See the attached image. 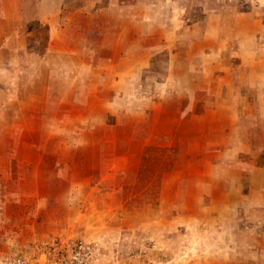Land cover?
I'll return each mask as SVG.
<instances>
[{
  "label": "rangeland",
  "instance_id": "374dc122",
  "mask_svg": "<svg viewBox=\"0 0 264 264\" xmlns=\"http://www.w3.org/2000/svg\"><path fill=\"white\" fill-rule=\"evenodd\" d=\"M111 3L0 0V264H264V0Z\"/></svg>",
  "mask_w": 264,
  "mask_h": 264
},
{
  "label": "crops",
  "instance_id": "0c3cea01",
  "mask_svg": "<svg viewBox=\"0 0 264 264\" xmlns=\"http://www.w3.org/2000/svg\"><path fill=\"white\" fill-rule=\"evenodd\" d=\"M116 1V2H114ZM126 0H112V7L110 8H115L114 10H117L116 8L119 9V11L123 12V11H126L127 8L125 4H123ZM102 9V8H101ZM100 9V10H101ZM104 9H109V8H104ZM103 10V9H102ZM123 15H127L125 18H130V15H128V13L124 14ZM187 24V23H186ZM185 23H181V27H182V31L181 32H185V31H188V30H191V32H194L195 30L193 29L194 27L192 26H188L186 25ZM205 31L207 32V38L209 36V32L210 31H214V26L212 23H208L207 24V27L205 28ZM198 42V41H197ZM132 43H134L132 41ZM131 43V44H132ZM194 44L196 42H193ZM200 43V42H199ZM202 43V42H201ZM128 47V46H127ZM145 47V46H143ZM144 58L143 59H140V60H134V62L137 64V66L133 67V69H127L125 70L122 75L126 74L129 78L132 77L134 80H136L139 75L143 72L144 73V70L145 68L148 67V65L151 64V53H150V50L148 49H144ZM175 61L171 60L169 62V67H168V72H167V76L165 78V82L163 83H159L162 84L161 88H160V96L164 97L166 95H168V91L171 92V90L169 88H171V86H173L174 83H176V85L180 84V82L182 83L181 85V88L183 89L184 91V88H185V85L184 83L187 82L185 77L182 78V76H179V69H178V64L176 65L175 67ZM174 67V68H173ZM190 75V73H189ZM226 78H228V76H225ZM127 78V80L129 79ZM180 78V80H179ZM264 76L259 74V82L261 81V85H260V89H259V118H264ZM122 80V77H120V80ZM263 80V81H262ZM188 83V82H187ZM206 84L209 83V80H206L205 81ZM227 92H224L225 89H223L221 92L223 93H226L227 94V98L223 99L221 101V103L218 105V106H215V102L213 100V97L211 95V92L212 94L215 96V95H218L219 93H216L215 91L211 90V92L209 90H206L205 89V93L203 94L204 98L203 100L201 101L200 99L198 98H194V101L192 102V108H193V112L194 114L197 116V117H200L201 116V120L202 118H204L206 121H204V124H207V125H212V128L214 129V122L216 121L214 116L215 114L218 113V116L220 114V119H221V112H224V110H226V114H227V117H228V121H227V124H226V127L229 128L230 130L232 128H236L237 126V129L240 128V124L237 122V119H238V109L235 108V102L232 101V96L235 97V98H238L239 95H241L235 88H232L230 89V85L229 87L227 88ZM181 89H176V92L179 94H181L183 91H180ZM204 90V89H203ZM202 90V91H203ZM207 94V95H206ZM210 97V99H209ZM241 102L242 104L244 105H247V109L248 111H250V107H251V103L247 102V97L243 96L241 98ZM225 103V107L224 109H222L223 107H220L222 104ZM202 104L203 106V110L205 114H202L200 115L199 113V106ZM154 106H163V101L161 100L160 104H158V102L156 104H153ZM229 105L230 106V110L227 111L226 109V106ZM236 105H238V103H236ZM197 112V113H196ZM237 112L235 115L234 113ZM242 123V122H241ZM264 123V122H263ZM217 125V123H215ZM238 124V125H237ZM243 125V123H242ZM216 127V126H215ZM224 127V128H226ZM197 140V139H196ZM205 141V140H204ZM202 141V142H204ZM199 142H201V139L199 140ZM264 159H262V162H263ZM255 174H252L253 178L255 181L259 182V199L260 197L262 196V194H264V192L261 193L262 190V185L264 184V182H260V180L264 181V164H262L260 161H259V165H257V167L255 168ZM243 172V171H242ZM257 173V175H256ZM263 183V184H262ZM241 189V188H240ZM264 201V200H263ZM262 201V202H263Z\"/></svg>",
  "mask_w": 264,
  "mask_h": 264
}]
</instances>
